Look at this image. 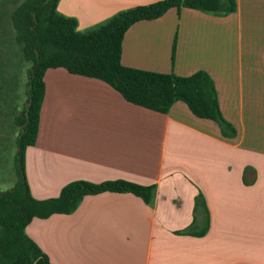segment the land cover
Listing matches in <instances>:
<instances>
[{
    "label": "crops",
    "instance_id": "0c3cea01",
    "mask_svg": "<svg viewBox=\"0 0 264 264\" xmlns=\"http://www.w3.org/2000/svg\"><path fill=\"white\" fill-rule=\"evenodd\" d=\"M159 1L58 0L57 11L83 32ZM235 2L226 16L170 8L136 22L123 35L120 56L124 67L143 71L206 72L232 137L181 101L157 113L100 80L45 71L36 140L24 152L31 196L54 198L80 180L155 186L151 206L104 192L85 196L71 214L33 219L25 233L51 264H264V0ZM22 108L0 130V149L13 146L10 173L0 168V192L16 182ZM198 195L204 204L195 208ZM191 226L207 230L176 233Z\"/></svg>",
    "mask_w": 264,
    "mask_h": 264
},
{
    "label": "trees",
    "instance_id": "16d2710c",
    "mask_svg": "<svg viewBox=\"0 0 264 264\" xmlns=\"http://www.w3.org/2000/svg\"><path fill=\"white\" fill-rule=\"evenodd\" d=\"M57 2L24 0L11 14L14 39L29 67L27 99L15 119L20 128L15 155L16 182L10 190L0 192V264H51L25 233V227L35 218L73 213L85 196L128 193L146 205L153 203L154 185L124 180L74 181L65 185L57 197L36 200L31 196L24 172V152L36 140L46 70L63 68L73 75L100 80L126 102L157 113L165 114L174 102L181 101L195 117L215 122L222 136L235 135L233 126L221 115L213 81L206 72L181 77L124 67L120 62L123 35L134 23L157 19L170 8L226 16L235 12V0H162L121 10L83 32L77 30L74 18L57 11ZM203 204L202 196H196L195 208ZM206 230L195 233L191 226L176 233L201 236Z\"/></svg>",
    "mask_w": 264,
    "mask_h": 264
},
{
    "label": "rangeland",
    "instance_id": "374dc122",
    "mask_svg": "<svg viewBox=\"0 0 264 264\" xmlns=\"http://www.w3.org/2000/svg\"><path fill=\"white\" fill-rule=\"evenodd\" d=\"M24 0H0V130L5 131L11 122L9 116L14 108L24 106L26 101L27 69L21 47L16 43L11 24V14ZM17 134V132H16ZM12 142V141H11ZM12 144V143H11ZM12 145L0 149V168L10 173ZM10 156V157H9Z\"/></svg>",
    "mask_w": 264,
    "mask_h": 264
}]
</instances>
